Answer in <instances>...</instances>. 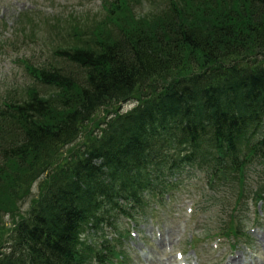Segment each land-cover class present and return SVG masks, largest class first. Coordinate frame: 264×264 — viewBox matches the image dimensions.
<instances>
[{
	"label": "trees",
	"instance_id": "1",
	"mask_svg": "<svg viewBox=\"0 0 264 264\" xmlns=\"http://www.w3.org/2000/svg\"><path fill=\"white\" fill-rule=\"evenodd\" d=\"M106 13L0 102V188L44 174L0 264H107V239L84 238L166 196L183 170L216 192L264 168V0H166L143 16L114 0ZM129 100L51 166L98 110ZM254 177L259 202L264 169Z\"/></svg>",
	"mask_w": 264,
	"mask_h": 264
},
{
	"label": "rangeland",
	"instance_id": "2",
	"mask_svg": "<svg viewBox=\"0 0 264 264\" xmlns=\"http://www.w3.org/2000/svg\"><path fill=\"white\" fill-rule=\"evenodd\" d=\"M127 1L136 16L161 9L166 2ZM108 3L114 0H0V102L5 96L20 97L25 88L34 85L27 65L50 63L54 49L64 46L75 34H83L72 28L104 21ZM135 105L136 101L129 100L98 110L76 140L52 157L51 166L78 154L101 122ZM261 169L264 168L247 170L233 186L216 192L208 189L199 171L183 170L174 177L166 196L145 199L141 212H134L132 218H119L113 227L104 228L102 235L91 231L84 245L95 246L103 237L107 239L113 249L107 264H226L234 254L246 264H264V250L257 252L254 235L256 231L264 232V198L254 200V173ZM43 177L44 174L30 183L23 179L19 185L12 179L2 181L0 254L11 243L17 222L38 198ZM235 227L237 234H228L224 229L232 232ZM159 238H163L162 248L157 247Z\"/></svg>",
	"mask_w": 264,
	"mask_h": 264
},
{
	"label": "bare ground",
	"instance_id": "3",
	"mask_svg": "<svg viewBox=\"0 0 264 264\" xmlns=\"http://www.w3.org/2000/svg\"><path fill=\"white\" fill-rule=\"evenodd\" d=\"M256 237V250L257 252H261L264 250V232L263 231H256L254 233ZM159 242L157 243V247L162 248L164 246L163 238H159ZM237 254L232 255L226 262V264H246L242 261Z\"/></svg>",
	"mask_w": 264,
	"mask_h": 264
}]
</instances>
